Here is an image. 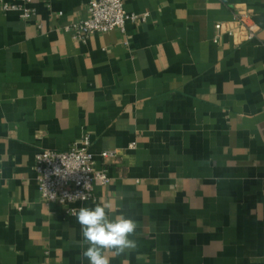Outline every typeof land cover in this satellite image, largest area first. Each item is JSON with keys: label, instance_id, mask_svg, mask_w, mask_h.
I'll return each instance as SVG.
<instances>
[{"label": "crops", "instance_id": "1", "mask_svg": "<svg viewBox=\"0 0 264 264\" xmlns=\"http://www.w3.org/2000/svg\"><path fill=\"white\" fill-rule=\"evenodd\" d=\"M1 4L0 264H88L36 180L39 153L87 136L111 181L75 207L138 222L110 264H264V0H125L146 20L86 42L65 27L89 0H33L31 20ZM236 12L256 39L216 30Z\"/></svg>", "mask_w": 264, "mask_h": 264}, {"label": "built area", "instance_id": "2", "mask_svg": "<svg viewBox=\"0 0 264 264\" xmlns=\"http://www.w3.org/2000/svg\"><path fill=\"white\" fill-rule=\"evenodd\" d=\"M3 12H17L23 20H31L35 11L33 0L5 2L1 0ZM89 17L65 27V30L81 42H86L95 34L114 30L125 32L128 21H145L147 15L129 14L125 10V0H89ZM220 34H227L239 44L257 38L258 28L252 16L244 12L234 13L231 23L216 25ZM135 144H131L134 148ZM91 140L84 137L76 141L68 151L46 150L36 156L37 184L41 199L47 204H57L66 208L68 215H74L75 206L87 201H97L95 188L98 184L107 186L110 178L107 171H98L93 154L90 152ZM116 157L115 152L102 153L104 161ZM59 173L55 174V170ZM86 197L82 199L81 195Z\"/></svg>", "mask_w": 264, "mask_h": 264}, {"label": "clouds", "instance_id": "3", "mask_svg": "<svg viewBox=\"0 0 264 264\" xmlns=\"http://www.w3.org/2000/svg\"><path fill=\"white\" fill-rule=\"evenodd\" d=\"M59 171L56 169L55 174ZM110 207L108 204H96L94 207L73 210L82 237L80 258L87 260L88 264H110L106 252L112 251L119 256L137 248V241L133 237L138 222L123 214L110 215Z\"/></svg>", "mask_w": 264, "mask_h": 264}]
</instances>
